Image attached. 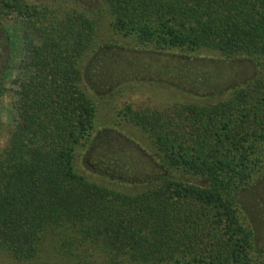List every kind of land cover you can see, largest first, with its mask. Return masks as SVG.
<instances>
[{"label": "trees", "instance_id": "trees-1", "mask_svg": "<svg viewBox=\"0 0 264 264\" xmlns=\"http://www.w3.org/2000/svg\"><path fill=\"white\" fill-rule=\"evenodd\" d=\"M86 1L0 0V99L13 96L0 148V254L28 262L55 248L72 264H264V0ZM104 19L132 44L102 45ZM8 24L23 25L30 41L16 43V54ZM250 64V76L238 77ZM89 73L213 100L126 102L122 116L153 152L131 136L109 147L83 85ZM80 157L132 189L89 178Z\"/></svg>", "mask_w": 264, "mask_h": 264}, {"label": "rangeland", "instance_id": "rangeland-1", "mask_svg": "<svg viewBox=\"0 0 264 264\" xmlns=\"http://www.w3.org/2000/svg\"><path fill=\"white\" fill-rule=\"evenodd\" d=\"M40 1V0H38ZM86 2H95V0H87ZM109 20L104 19L103 25L101 26V44H111V43H120L124 45H131L132 42L130 39L124 38L120 35H114V33L109 28ZM8 28L10 32L13 34V41L15 40V46L13 50V54H16L15 47L16 43H18V47L20 45L27 44L30 45V41L26 40L25 30L23 25L19 24L18 27L12 24H8ZM18 35H15V33ZM26 48V47H25ZM5 47H0V70L2 68L3 62L8 58L7 52L4 55ZM26 51H24L25 53ZM104 56L106 53L103 54ZM91 56H88L85 59V66L88 64ZM106 59L108 57L105 56ZM14 70L12 71L13 76H17L21 74L19 69V62L21 60L20 57L14 55ZM105 59V60H106ZM98 58L96 60L99 61ZM96 66V65H94ZM96 68V67H95ZM253 65L250 64L247 66H241L240 69H235V73H237L238 77H247L253 72ZM1 76V73H0ZM11 80V79H10ZM8 80V86H11L12 83ZM117 80L110 79L108 81L100 82L98 79H95L91 73H89V79L84 77V86L86 91L90 96L93 97L97 104V130L98 131H106L103 134V138H101L100 144L111 147V144H117L121 139L123 141H127L131 139V137L135 138L136 141L146 147L150 152H153L152 145L146 135L139 130L137 127L132 126L127 123L124 117L121 114V109L124 107L126 102H131L133 104H143L144 103H157V104H166V103H174V102H197V103H207L211 99L210 97L205 96H194L188 95L186 93L176 91L171 89L170 87L160 86L153 84L151 82L138 83V82H127L131 83L124 84L122 86H118L120 83L116 82ZM116 85L114 87V84ZM87 84V85H86ZM88 86V87H87ZM95 90H93L92 88ZM98 93V94H97ZM0 148H4L7 144V139L9 137L10 131L13 127V121L11 120V106L13 102V96L11 94H6L3 98L0 99ZM116 136L119 137L117 139ZM131 136V137H130ZM110 138L111 140L107 143L104 142V139ZM129 138V139H127ZM78 169L80 172L88 176L89 178L97 181L100 184L106 185L108 187L120 189V190H129L132 189L130 186H123L118 184L115 180L109 177H103L99 174L92 173L87 170L83 166L82 157L78 160ZM0 264H72L67 261L59 252L53 249L48 253H43V255L38 260L28 261V262H20L17 260H12L6 254H0ZM76 264V263H73Z\"/></svg>", "mask_w": 264, "mask_h": 264}]
</instances>
